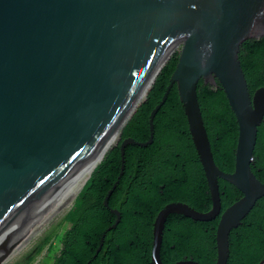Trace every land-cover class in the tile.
Segmentation results:
<instances>
[{"label": "water", "instance_id": "obj_1", "mask_svg": "<svg viewBox=\"0 0 264 264\" xmlns=\"http://www.w3.org/2000/svg\"><path fill=\"white\" fill-rule=\"evenodd\" d=\"M262 36L264 0H0V264H15L64 221L178 48L177 68L149 116V140L120 144L118 180L126 146L152 143L154 118L177 85L213 205L208 211L182 201L163 207L154 223L152 263L165 264L167 222L178 213L201 222L220 216L215 264H228L231 232L264 196V182L251 169L264 87L251 95L239 58L247 39ZM201 79L220 83L236 116L233 172L215 162L197 95ZM219 178L242 191L224 211ZM112 212L117 217L108 231L120 222L119 210Z\"/></svg>", "mask_w": 264, "mask_h": 264}, {"label": "trees", "instance_id": "obj_2", "mask_svg": "<svg viewBox=\"0 0 264 264\" xmlns=\"http://www.w3.org/2000/svg\"><path fill=\"white\" fill-rule=\"evenodd\" d=\"M179 50L158 74L145 101L121 129L120 141L97 166L91 178L64 217L69 228L59 237L47 236L19 264H32L47 246L44 264H153V229L159 211L171 202H187L200 211L212 207L207 176L199 159L186 114L175 85L154 118V137L147 147L127 145L125 167L118 180L120 144L127 138L149 140V116L165 94L179 62ZM251 95L264 87V36L247 39L239 55ZM197 95L212 145L216 164L224 171L235 169L239 138L236 116L217 82L206 85L201 79ZM255 159L251 169L264 182V121L259 127ZM118 184L109 199H105ZM224 211L242 197L231 182L219 179ZM120 212V222L115 223ZM220 216L211 222H197L183 214L170 215L161 249L163 262L192 259L200 264H215L217 229ZM102 251L97 254L103 235ZM57 248V249H56ZM228 264H259L264 259V196L230 236ZM54 252V253H53Z\"/></svg>", "mask_w": 264, "mask_h": 264}, {"label": "rangeland", "instance_id": "obj_3", "mask_svg": "<svg viewBox=\"0 0 264 264\" xmlns=\"http://www.w3.org/2000/svg\"><path fill=\"white\" fill-rule=\"evenodd\" d=\"M181 48H178L176 51H178V50H180ZM119 140V139H118ZM118 142V141H117ZM117 144V143H116ZM115 144V145H116ZM114 145V146H115ZM69 228V224L68 223H66V222H62L61 224H59L54 230H52L47 236H49L50 234H52L53 235V243L57 246V248L60 246V245H58L59 243H58V241H59V237L61 236V234H62V232L63 231H65L66 229H68ZM47 236H45V238L47 237ZM44 238V239H45ZM43 239V240H44ZM43 240L41 241V242H43ZM40 242V243H41ZM40 243H38L37 245H39ZM37 245L35 246V247H33V248H31L25 255H23L15 264H19L24 258H25V256L28 254V253H30L34 248H36L37 247ZM56 248V249H57ZM54 253V252H53ZM46 254H48V251H47V246L44 248V250H43V252L41 253V254H39V255H37V257H36V259L33 261V263L32 264H44L43 263V261H45L46 260V258H48V256H50V254L49 255H46Z\"/></svg>", "mask_w": 264, "mask_h": 264}, {"label": "clouds", "instance_id": "obj_4", "mask_svg": "<svg viewBox=\"0 0 264 264\" xmlns=\"http://www.w3.org/2000/svg\"><path fill=\"white\" fill-rule=\"evenodd\" d=\"M180 51V50H179ZM119 141V140H118ZM117 145V144H116ZM253 162V161H252ZM227 172V171H226ZM220 179V178H219ZM220 183V182H219ZM210 190V189H209ZM221 190V189H220ZM242 192V191H241ZM210 194H211V192H210ZM212 199V198H211ZM240 199V198H239ZM212 205H213V203H212ZM72 208V207H71ZM198 210V209H197ZM158 215V214H157ZM157 217V216H156ZM189 217V216H188ZM194 221H195V219H194ZM197 222H201V221H197ZM155 223V222H154ZM218 230V229H217ZM153 231H154V229H153ZM232 233V232H231ZM231 236V235H230ZM163 240H165V238H163ZM217 241V240H216ZM163 245V244H162ZM230 253H231V250H230ZM161 258H162V256H161ZM230 259V258H229ZM184 260H188V261H194V262H197V263H199L198 261H195V260H192V259H184ZM184 260H180V261H184ZM264 260V259H263ZM262 260V261H263ZM216 261H217V259H216ZM162 262H163V260H162ZM177 262H179V261H176V262H174V263H177ZM229 262V261H228ZM163 263H165V264H174V263H166V262H163ZM261 263V262H260ZM259 263V264H260ZM200 264V263H199Z\"/></svg>", "mask_w": 264, "mask_h": 264}, {"label": "bare ground", "instance_id": "obj_5", "mask_svg": "<svg viewBox=\"0 0 264 264\" xmlns=\"http://www.w3.org/2000/svg\"><path fill=\"white\" fill-rule=\"evenodd\" d=\"M150 86V85H149ZM143 97V96H142ZM142 99V98H141ZM121 129V128H120ZM120 138V131L118 132L117 136L115 137L114 141L112 142V144L110 145L109 149L107 150L106 154L109 152V150L117 143L118 139ZM106 154L104 155V157L106 156ZM104 157L102 158L101 162L103 161ZM100 162V163H101ZM99 163V164H100Z\"/></svg>", "mask_w": 264, "mask_h": 264}]
</instances>
